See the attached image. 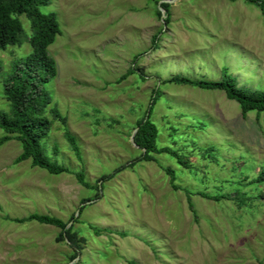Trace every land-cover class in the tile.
Segmentation results:
<instances>
[{"label": "rangeland", "instance_id": "obj_1", "mask_svg": "<svg viewBox=\"0 0 264 264\" xmlns=\"http://www.w3.org/2000/svg\"><path fill=\"white\" fill-rule=\"evenodd\" d=\"M162 2L51 0L39 7L54 13L61 29L49 47L57 76L46 88L50 108L67 120L65 127L49 115L47 153L70 173L17 162L16 139L0 146V264H264V112L244 118L223 91L165 83L174 76L216 81L227 68L240 87L263 91L264 14L245 0H169L167 25ZM17 18L20 44L0 50L5 112L3 80L33 52L31 22ZM155 87L162 92L152 115L157 145L185 165L167 153L129 164L142 156L132 136ZM81 172L90 187L77 179ZM82 203L79 222L69 224L82 238L74 260L60 228L18 222L47 214L68 223Z\"/></svg>", "mask_w": 264, "mask_h": 264}, {"label": "trees", "instance_id": "obj_2", "mask_svg": "<svg viewBox=\"0 0 264 264\" xmlns=\"http://www.w3.org/2000/svg\"><path fill=\"white\" fill-rule=\"evenodd\" d=\"M168 1L166 0V2L160 4V7L167 13L164 19L167 25L171 21L168 15L170 6ZM245 1L256 5L264 14V0ZM50 2L51 0H0V50L20 44L23 27L17 18L18 15H25L31 22L29 42L33 48L31 55L16 61L12 65L10 72L6 74L3 80V95L9 103L10 110L8 112L0 110V129L4 132V136L0 138V146L16 139L22 147V153L18 156L17 162L30 160L33 167L46 170L52 175H61L70 173L69 168L49 156L46 147V140L50 136L53 127V120L49 115L51 114L54 119L59 120L65 127L67 126V120L61 116L60 112L55 108H50L53 100L46 88V85L56 78L58 71L55 59L49 54V47L61 34L56 15L54 13L43 14L39 10L40 6L48 5ZM157 13L161 18L162 13L159 10ZM157 41L158 36H155L154 46L157 45ZM1 70L0 67V72ZM135 71V67H131L123 78L134 74ZM165 83L191 86L202 90L223 91L228 99L236 101L240 105L244 118L253 111L264 112V90L250 91L240 87L236 78L230 74L227 68L221 70V78L216 81L208 79L193 80L188 77L174 76ZM161 95L160 88L155 87L145 116L136 123L137 132L133 144L142 151V156L132 160L129 163L132 166L141 161H154V155L165 153L177 158L182 165L186 164L175 151L166 147L159 148L157 145L159 131L152 121V115ZM65 134L75 155L81 160V151L76 138L67 129ZM55 154L57 155V149H55ZM165 170L171 176V182H175L174 170L171 168ZM120 171L121 169L116 170L112 174L104 176L100 181L110 179ZM76 177L85 187H90L83 172L76 174ZM261 179H264V173L259 180ZM172 186L174 190H179L177 185L173 184ZM98 190H100L99 186ZM186 195L189 208L196 215L191 198L192 194L186 190ZM83 203L78 209V214L74 215L68 223L47 214H31L26 218L18 219V222L37 221L41 224L60 228V240L67 242L75 249L72 257L74 260L81 252L80 243L82 238L79 236V232L75 230V226L72 224L69 226V224L79 222L84 211Z\"/></svg>", "mask_w": 264, "mask_h": 264}, {"label": "water", "instance_id": "obj_3", "mask_svg": "<svg viewBox=\"0 0 264 264\" xmlns=\"http://www.w3.org/2000/svg\"><path fill=\"white\" fill-rule=\"evenodd\" d=\"M136 132H137V129H136V130L134 131V133H133V136H132V142H133V139H134V136H135Z\"/></svg>", "mask_w": 264, "mask_h": 264}]
</instances>
